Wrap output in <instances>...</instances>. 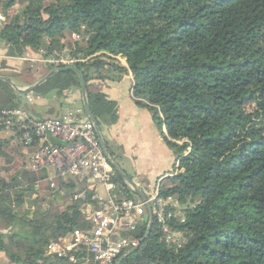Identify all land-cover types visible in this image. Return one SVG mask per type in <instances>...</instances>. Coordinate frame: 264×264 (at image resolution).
Masks as SVG:
<instances>
[{"label": "trees", "instance_id": "trees-1", "mask_svg": "<svg viewBox=\"0 0 264 264\" xmlns=\"http://www.w3.org/2000/svg\"><path fill=\"white\" fill-rule=\"evenodd\" d=\"M0 10L10 20L0 30L2 53L22 57L32 49L49 58L68 49L72 56L91 57L73 66L84 75L109 154L133 182L148 178L127 171L124 155L107 139L106 129L119 120L118 103L95 80L119 82L131 75L132 99L148 109L174 154L179 171L157 184L160 196L182 207V218L167 223L183 233L184 242L180 248L167 243L156 217L146 237L147 217L132 233L138 249L121 264H264V0H0ZM74 34L82 41L71 48ZM59 68L49 65L45 74ZM26 72L35 73L31 67ZM0 89L9 97L0 110L25 109V95L3 80ZM81 90L78 73L66 71L30 94L35 101L75 94L84 120L89 117ZM4 130L0 127L2 260L69 264L47 257L45 250L76 230L91 229L84 216L93 196L90 179L56 181L52 188L45 174L25 168L39 141L17 142L27 131L16 129L3 138ZM113 182L116 202L139 199L116 172ZM80 192L87 198L74 200ZM61 199L65 204L55 206Z\"/></svg>", "mask_w": 264, "mask_h": 264}, {"label": "built area", "instance_id": "built-area-1", "mask_svg": "<svg viewBox=\"0 0 264 264\" xmlns=\"http://www.w3.org/2000/svg\"><path fill=\"white\" fill-rule=\"evenodd\" d=\"M9 23L10 20L0 13V30ZM73 37L82 41L76 34ZM66 52L65 50L61 54L36 60L59 68L86 62L91 58H84L81 54L72 56ZM117 59L122 65H128L121 57ZM0 60H11L20 65H35V58L30 55L13 57L8 51L1 54V46ZM25 104L30 107L34 104L31 94L25 95ZM82 112V109L74 108L65 112L60 119L51 118L36 122L24 108L0 110V127H3L4 131H27L21 139L16 140L17 142L33 145L35 139L39 141L38 150L26 163L25 168L28 171L45 174L52 188L56 187V181L67 184L77 178L90 179L88 190L93 192V196L84 206V216L86 221L90 222L91 229L84 232L76 230L61 241L50 242L45 250L46 256L65 259L69 264H117L122 254L126 255L138 248L139 240L132 233L137 231L140 222L149 218L148 204L151 205L153 217L163 225L167 243L180 248L184 242L183 233L172 229L167 223V219L182 218L180 203L172 197L160 196L159 185L153 187L148 183H141V189L147 197L146 202L141 199L116 202V185L113 182L115 170L103 151L92 121L79 119ZM176 168L177 173L178 163ZM98 186L104 188L105 196L100 194ZM86 198L87 192L74 196V200ZM95 203L100 207L96 208Z\"/></svg>", "mask_w": 264, "mask_h": 264}, {"label": "crops", "instance_id": "crops-1", "mask_svg": "<svg viewBox=\"0 0 264 264\" xmlns=\"http://www.w3.org/2000/svg\"><path fill=\"white\" fill-rule=\"evenodd\" d=\"M0 13L3 14L2 12ZM35 54L40 55L38 53H35V50L29 49L25 55H31V57L35 58ZM7 61L8 62L6 63V65H3L4 67L0 66L1 67L0 76L8 75L6 77H11V76L16 77L15 75H18L19 73H21L18 70L19 69L18 67L20 65L19 63L15 61H11V60L10 61L7 60ZM14 68L17 70L13 71ZM126 78L129 80L128 88H129V93L132 99V95H131L132 76L131 75L126 76ZM120 84L121 83L119 82H114L112 80H106L105 82H102V85H100L99 88L110 99L116 101L119 105L118 106L119 120L115 125L109 126L106 129V137L112 143V145L115 146V148L124 155L123 162L127 163L128 160L130 161V157L134 159L135 157L134 154H139L142 156L146 151H148L150 152V156L152 157V155H155L156 153H158L157 149L159 150L167 149L168 146L161 138L156 128V125L153 121L152 115L148 111V109L138 106L133 99L130 102L129 100H126V98L117 96L118 98L123 100V105L119 104V100L115 97L118 94V91L120 89ZM4 98H7V95L0 89V104L5 101ZM73 104L75 108H78V103L76 102V100L73 101ZM145 125L147 126L146 130L148 134L146 138H145V132H144ZM7 133L8 134L6 135L10 137L11 133L10 132H7ZM54 142H58V141L54 140ZM161 142H164V143H161ZM144 149H147V150L144 151ZM141 160L144 161L142 158ZM152 166H153V162H152ZM135 171L136 172L131 171L130 173L137 175V176L138 175L146 176L148 178L147 183L150 185H154V182L151 178L152 176H150L151 173L154 175V177H157V179L168 174V172H165L163 176H160V172L155 173L154 169L149 170V172H146V171L143 172L141 169L135 168Z\"/></svg>", "mask_w": 264, "mask_h": 264}, {"label": "rangeland", "instance_id": "rangeland-1", "mask_svg": "<svg viewBox=\"0 0 264 264\" xmlns=\"http://www.w3.org/2000/svg\"><path fill=\"white\" fill-rule=\"evenodd\" d=\"M16 9H17L16 12H19L21 10V7L18 5ZM0 12H2V11L0 10ZM71 41H72L71 48H76V45H74V43L77 40L73 37V35H72ZM64 43H66L65 39H64ZM67 48H70V47H67ZM72 50L74 51L75 49H72ZM66 51L70 52V50H68V49ZM1 54H5V53H1ZM42 58H44V57H41L40 55L35 54V65L34 66H32L30 63L22 64V65L18 64L19 65L18 70L21 73H19L18 75H15V74H13V75H15L17 78V80L16 79H14V80L16 82L19 81L18 86L20 88L30 87V86L34 85L35 83H37L38 81H40L45 76H47L45 73L49 71L48 70L49 65L42 63L41 62V60H43ZM36 59H41V60H36ZM121 59L123 61H126V59H124L122 57H121ZM1 62H2V60H0V64H1ZM29 67L34 69V71H35L34 74L29 75V73L26 72L27 68H29ZM15 70H17V69L14 68L13 71H15ZM4 76H8V75H4ZM95 83L98 85H102V82L99 80H95L94 84ZM119 83H121L120 89H119L118 94L116 95L115 98H117L119 100V104H122V105H123V100L118 98L117 96L122 97V98H126V100H129L131 102L132 99H131V96L129 93V88H128L129 87V84H128L129 80L126 78V75L121 77ZM99 90H101V89L99 88ZM75 98H76L75 94H66V95L60 97L59 99H56V100L53 99L51 101H43V99H38L37 101H35V99H34V104L31 105V110L33 112L38 110V112L41 113L42 116L45 118H48V117L49 118H57L58 116L62 117L65 112L71 111L75 107H74V104H72V107H69V106L63 107L61 102L65 101V103L70 104V102H73L75 100ZM4 100L5 101L0 104V108L2 106H4L5 103L8 102L9 97L7 96V98H4ZM22 100H24V102H25L24 97L22 98ZM51 110H52V112H51ZM146 128H147V126L145 125L144 126L145 138L148 135ZM6 134H8V133L4 132L3 138L9 137ZM161 143H164V142H161ZM145 150H147V149H144V151ZM157 151H158V153H156L155 155H152V157L150 156V152H148V151H146L142 156L139 154H134L135 155L134 159L132 157H130V161L128 160L127 163L123 162V167L126 170H128L129 172H131V171L136 172L135 168L141 169L143 172L144 171L149 172V170L154 169L155 173L160 172V176H163L165 174V172H168V174L166 176L174 175V173H176L175 170H177V168L174 165L175 157H174L173 152L168 148L167 149H160V150L157 149ZM141 158L144 161H142ZM152 162H153L154 168L152 166ZM2 165H3L2 162H0V166H2ZM25 167H26V164H25ZM3 176H6V175L3 173ZM150 176H152L151 178L154 182V185H153V187H154L157 184L158 179H157V177H154V175L152 173L150 174ZM137 185L140 187V189L143 187V186H141L142 185L141 183H138ZM98 189H99L100 194L102 196H105L104 188L101 186H98ZM53 203L55 206H61L62 207L65 204V201L61 199L59 201H53ZM4 263L5 262L2 260V257L0 254V264H4Z\"/></svg>", "mask_w": 264, "mask_h": 264}, {"label": "water", "instance_id": "water-1", "mask_svg": "<svg viewBox=\"0 0 264 264\" xmlns=\"http://www.w3.org/2000/svg\"><path fill=\"white\" fill-rule=\"evenodd\" d=\"M66 71H75L78 73L80 80H81V85H82V100H83V105H84V109L86 111L87 116L89 117V119L92 121V123L95 126V129L97 131L101 146L103 148V151L105 153V155L107 156L109 162L111 163L113 169L115 170V172L117 174H119L124 181L128 184V186L136 193V195L139 197V199H141L142 201L146 202L147 201V197L145 196L144 192L140 189V187L133 182L128 175L123 171V169L112 159L111 155L109 154L106 144H105V140L102 134V131L100 129V126L95 118V116L93 115V112L91 110V107L89 105L88 102V97H87V83L85 81L84 75L82 74V72L74 66H67V67H62L59 68L55 71V74H59L62 72H66ZM53 74H48L47 76H45L44 78H42L40 81H38L37 83H35L34 85L30 86V87H26V88H20L10 77H6V76H0V80L6 81L8 82L17 92H19L22 95H27L32 93L36 88H38L39 86L45 84L46 82H48L52 76L55 75ZM25 110L31 115L32 119L36 122H39L40 119L35 118V116L32 115L31 113V107L28 104L24 105ZM148 213H149V227H148V231L146 233V237L149 235L150 230L152 228L153 225V221H154V217H153V213H152V208L151 205L148 204ZM143 242V240L140 241V244ZM138 248H135L131 251V253L136 252ZM126 255H124L123 257H121L117 264H121L122 260L125 258Z\"/></svg>", "mask_w": 264, "mask_h": 264}]
</instances>
